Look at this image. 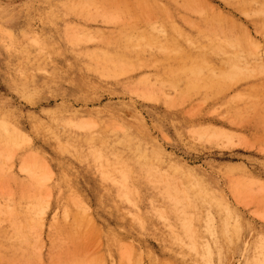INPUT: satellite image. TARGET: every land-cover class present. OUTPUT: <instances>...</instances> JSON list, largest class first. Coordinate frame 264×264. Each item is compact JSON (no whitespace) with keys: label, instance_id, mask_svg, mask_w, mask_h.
I'll list each match as a JSON object with an SVG mask.
<instances>
[{"label":"rangeland","instance_id":"rangeland-1","mask_svg":"<svg viewBox=\"0 0 264 264\" xmlns=\"http://www.w3.org/2000/svg\"><path fill=\"white\" fill-rule=\"evenodd\" d=\"M74 1L0 0V118L29 141L25 146L19 139L21 152L11 159L0 153V198L24 182L21 166L30 152L51 168L43 174L53 195L74 182L99 227L118 231L122 218L99 202L101 166L81 148L122 133L151 156L153 171L177 180L179 195L189 187L208 193V201L194 202L203 206L202 216L211 211L216 223L225 218L235 231L242 252L232 264H264V13L255 9L264 10V0H193L189 11V0H154L157 6L152 0ZM176 27L195 46L174 41ZM218 38L234 39L236 51H222ZM91 70L118 74L93 76ZM41 71L43 85L31 94L20 88ZM70 126L86 130L72 133ZM126 161L111 164L129 167L127 184L147 192L139 163ZM146 192L139 208L147 215ZM58 207L51 203L39 227L26 222L18 244L1 243L0 264H59L93 255L87 240L56 239L51 212ZM136 242L142 264L152 258L165 264L164 241L145 236Z\"/></svg>","mask_w":264,"mask_h":264},{"label":"bare ground","instance_id":"bare-ground-1","mask_svg":"<svg viewBox=\"0 0 264 264\" xmlns=\"http://www.w3.org/2000/svg\"><path fill=\"white\" fill-rule=\"evenodd\" d=\"M107 2L108 0L74 1L75 4ZM191 2L193 0H189V3L185 4L188 11L190 10L189 7L193 5ZM250 3L251 0H246L242 1L241 5ZM150 4L158 5L154 0L150 1ZM255 9L258 10L257 13H264L262 9ZM199 12L202 15V10H199ZM260 28L264 30V22L260 23ZM171 35L174 41H177L175 40L177 38H183L185 39L184 42L192 43L191 45L195 44L181 28H174ZM243 36V40L249 46L257 47L255 43L250 42L247 35L243 34ZM233 40L225 41L218 38L216 41L222 45V51L226 49L236 51L237 45ZM174 51L178 52L179 50L174 49ZM31 55L37 60L43 59V56L38 54H23L21 58L29 59ZM236 68L233 67V69ZM244 70L246 71V69ZM91 71L93 76L100 77H114L111 75L115 73L101 70ZM36 85H43V71L31 81L22 84L20 88L31 94L34 92ZM180 92H182V89ZM181 96L179 95L180 98ZM173 102H176L175 98ZM84 127L70 126L69 129L72 133L79 134L80 131L86 130ZM106 138L100 141L102 143L98 145L93 144L91 146L87 144L81 149L86 154H91L94 162L101 166L100 169L104 176L100 177L97 183L102 190L99 202L101 205L103 203L108 204L114 216L120 215L123 223L119 224V230L116 232L106 231L99 227L90 212L89 204L80 195L74 182L68 183L66 190H60L58 194L53 195L49 175L47 173L43 174V171H48L51 174V168L48 164L43 163V159L37 157L36 154L27 151L28 153L21 166L22 172L25 173L24 182L19 185V188L10 198H0V244L8 245L9 243L18 244L21 242L24 224L32 221L36 226H41L43 217L51 211V203L56 202L59 205L58 210L51 212L53 218L51 232L56 234V239L60 240L64 237L82 238L89 241L93 246V255L85 256L82 259H74L70 262L68 259L63 260L59 264H142L143 252H141L136 241L145 236H152L165 242L164 251L166 256L163 259L165 264H180L183 260L186 261L185 264H232L233 255L242 252L240 244H238V238L235 237L237 236L235 231H231V227L225 218H221L216 223L210 213L211 211L202 216V212L199 213L200 204L194 202L199 199L202 204L206 198L208 201L210 198L208 193L199 190V188L194 190L193 187H189L188 190H180V193L183 194L179 195L177 193L179 191L177 180L153 171L151 156L143 149L140 150L136 139L122 133L119 134L118 138L112 139L110 137L112 140ZM19 139L24 142L25 146L29 143L22 130L14 127L8 120L0 118V153L11 159L16 151L21 152L17 142ZM110 149L112 152H110ZM114 159H121L122 162L129 160L128 162L139 163L140 172L136 170V173L141 176V181L146 186L150 198L149 202L151 203L150 214L147 212H145L147 215L142 213L139 208V204L143 199L142 193L146 192L145 188L142 184L141 186L127 184L126 177L129 174V167L114 169L111 164ZM128 166L130 165L128 164ZM154 172L155 177L152 176ZM108 175L114 176L113 181ZM111 190H113L112 193ZM159 200H164L168 204L164 208L159 207L155 204ZM199 201L197 200V202ZM201 207L203 208V206ZM8 220L11 221L9 228L4 227V222ZM218 227H220V232L217 230ZM7 229L11 231L5 232ZM206 237L209 238L203 241ZM145 250L150 251L148 247H145ZM156 263L157 260L152 258L151 264Z\"/></svg>","mask_w":264,"mask_h":264}]
</instances>
